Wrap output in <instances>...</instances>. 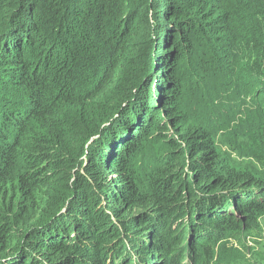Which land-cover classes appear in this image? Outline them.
Masks as SVG:
<instances>
[{
  "label": "trees",
  "instance_id": "trees-1",
  "mask_svg": "<svg viewBox=\"0 0 264 264\" xmlns=\"http://www.w3.org/2000/svg\"><path fill=\"white\" fill-rule=\"evenodd\" d=\"M231 240L264 241V0H0V264Z\"/></svg>",
  "mask_w": 264,
  "mask_h": 264
},
{
  "label": "rangeland",
  "instance_id": "rangeland-1",
  "mask_svg": "<svg viewBox=\"0 0 264 264\" xmlns=\"http://www.w3.org/2000/svg\"><path fill=\"white\" fill-rule=\"evenodd\" d=\"M261 242L263 243V246H257L255 249V253L251 254L250 258H247V255L242 252L240 250V248L238 247V242L235 240H231L228 242V247H232L234 249H237L240 251V254L244 255L246 257V263L249 261V259H251L253 262H258V264H264V241L261 240ZM220 246H222V243L219 244ZM214 264H224V263H219V262H215Z\"/></svg>",
  "mask_w": 264,
  "mask_h": 264
},
{
  "label": "clouds",
  "instance_id": "clouds-1",
  "mask_svg": "<svg viewBox=\"0 0 264 264\" xmlns=\"http://www.w3.org/2000/svg\"><path fill=\"white\" fill-rule=\"evenodd\" d=\"M250 244L251 245H254V243H252V242H250ZM238 247L240 248V250L242 251V252H244L246 255H247V258L249 257L250 258V256H251V254L255 251V249L256 248H254V249H252V252H250V251H248V250H245L243 247H241V245L240 244H238ZM231 248V247H230ZM216 251H218V249L216 248ZM236 261H240V262H242L243 264H247L246 263V257L244 256V257H240V258H235L234 257V259H233V264H236L235 262ZM215 262H218V253H217V255H216V257L214 258V260L212 261V264H214ZM248 262H252V263H254L251 259H249V261ZM219 263H222V262H219Z\"/></svg>",
  "mask_w": 264,
  "mask_h": 264
}]
</instances>
